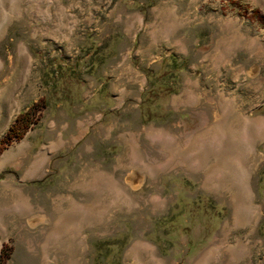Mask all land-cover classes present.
<instances>
[{"label":"rangeland","instance_id":"obj_1","mask_svg":"<svg viewBox=\"0 0 264 264\" xmlns=\"http://www.w3.org/2000/svg\"><path fill=\"white\" fill-rule=\"evenodd\" d=\"M0 28V139L21 112L46 100L33 127L4 152L10 159L0 156V187L30 192L29 203L12 205L2 219L0 250L13 248L7 264H195L220 244L236 190L222 189L223 178L240 182L242 171L216 177L208 157L215 179L206 186L184 156L219 112L218 92L241 98V113L264 122V83L255 94L247 86L264 82V0H38L32 7L22 0ZM197 81L191 90L200 101L174 106ZM155 129L176 154L150 138ZM47 138L60 143L56 153L37 179L23 181ZM255 146L251 187L263 215L246 231L245 264H264V141ZM94 166L114 175L119 194L103 201L100 224L84 229L85 249L45 244L35 233L45 218L30 223L52 210L35 195ZM133 169L146 176L138 190L127 182Z\"/></svg>","mask_w":264,"mask_h":264},{"label":"bare ground","instance_id":"obj_2","mask_svg":"<svg viewBox=\"0 0 264 264\" xmlns=\"http://www.w3.org/2000/svg\"><path fill=\"white\" fill-rule=\"evenodd\" d=\"M27 1L28 5L32 7L38 0ZM21 2L22 0H0V26L4 25V21L10 15L12 16L13 13L19 10ZM7 4H9L8 7ZM233 79L238 80V78ZM263 83L262 81L247 86L255 94L259 87L262 88ZM193 87L199 88L200 81L189 83L186 91L179 97L174 98L172 104L174 106H188L199 102L200 95H194L191 90ZM223 93L218 92V99L215 104L219 112L215 111L212 123L189 145L188 153L185 154L184 158L187 155L185 162L190 167L196 166L197 168L199 166V170L204 172L206 186H208V182L215 179L210 171H216L218 174L216 177L223 178L225 171L232 173L236 169H240L242 171V181L236 182L234 178H223L222 189L229 188L232 190V187L236 189L233 192L235 208L232 221L224 225L220 244L208 250L195 264H216L223 256L226 257L224 264H245L244 260L248 255L244 239L246 231L249 228L252 229L256 221L263 215L262 207L256 204L254 200L255 194L251 187V176L258 160H260L255 144L260 140L264 141V122L259 123L257 120L255 121L246 116L244 112V114L241 113L246 105V102H243L241 98L235 95L230 98V96L227 97ZM252 100H255V95ZM148 135L161 146L168 148L172 154H176L175 151L178 152L176 146L167 145L173 142L171 143L172 139L162 130H149ZM247 139L250 145L248 148H244L243 143ZM208 157L214 159V166L210 168V171L207 170L204 162Z\"/></svg>","mask_w":264,"mask_h":264},{"label":"crops","instance_id":"obj_3","mask_svg":"<svg viewBox=\"0 0 264 264\" xmlns=\"http://www.w3.org/2000/svg\"><path fill=\"white\" fill-rule=\"evenodd\" d=\"M59 145L58 140L48 138L43 140L39 145V150L21 173V179L23 181L37 179L46 170L51 156L56 153ZM4 152L3 156H1L2 163L7 162L12 156V153L4 156ZM122 163L119 162L118 164L122 165ZM128 163V166L133 163L142 166L140 162L129 161ZM132 171L135 170L133 169ZM136 172L146 179L143 173L137 170ZM72 178L75 180L69 181V176H67L66 180H62L57 186L42 190L40 197L35 195L37 202L52 210V214L50 215H36L38 222L35 225L40 223L41 220L43 222L45 218L46 221L44 224L47 227L41 229L43 225L38 224V227L35 228V233L44 236L43 242L45 244L52 243L56 247L57 244L74 243L78 244V248L83 250L85 248L82 247L81 242H87V234L84 229L87 225L95 226L96 224H100L103 201H105V198L116 196L119 193L116 181L113 179L115 178L114 175L103 173L100 167L97 166H94L93 169L90 168L89 170L76 173ZM127 179L128 177L125 180ZM0 193H2L0 205L5 204L11 206L9 208L8 206H5L6 208L3 209L0 208L1 231L4 230L2 220L5 217L4 215L15 212L16 208H13L12 205H16L17 207L18 204L29 203L30 192L25 186L12 185L6 182L4 186L0 187ZM78 195L84 197H77ZM114 201L117 202V199ZM36 216L35 218H37Z\"/></svg>","mask_w":264,"mask_h":264},{"label":"trees","instance_id":"obj_4","mask_svg":"<svg viewBox=\"0 0 264 264\" xmlns=\"http://www.w3.org/2000/svg\"><path fill=\"white\" fill-rule=\"evenodd\" d=\"M90 65V67H92L93 63H91ZM165 89L166 85L161 86V91H164ZM172 93H175L174 89L170 92V94ZM44 107H46V100L42 97L37 102H34L27 110L21 112L16 117L15 122L12 124L10 129L0 139V156L14 142L23 139L26 132L31 129L36 123L37 116ZM12 252V246L4 244L0 250V264H7L12 255Z\"/></svg>","mask_w":264,"mask_h":264},{"label":"water","instance_id":"obj_5","mask_svg":"<svg viewBox=\"0 0 264 264\" xmlns=\"http://www.w3.org/2000/svg\"><path fill=\"white\" fill-rule=\"evenodd\" d=\"M256 70L257 69H252L249 73V76H253L256 73ZM133 175L134 177L132 179H129V181L127 180V182L131 184L133 190H138L144 181V177L136 171L133 172ZM35 222L36 220L32 221L30 223V226L33 227L35 225Z\"/></svg>","mask_w":264,"mask_h":264}]
</instances>
